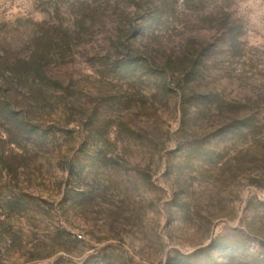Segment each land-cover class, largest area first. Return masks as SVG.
<instances>
[{"label":"rangeland","instance_id":"374dc122","mask_svg":"<svg viewBox=\"0 0 264 264\" xmlns=\"http://www.w3.org/2000/svg\"><path fill=\"white\" fill-rule=\"evenodd\" d=\"M158 1L0 0V264H264V0Z\"/></svg>","mask_w":264,"mask_h":264},{"label":"trees","instance_id":"16d2710c","mask_svg":"<svg viewBox=\"0 0 264 264\" xmlns=\"http://www.w3.org/2000/svg\"><path fill=\"white\" fill-rule=\"evenodd\" d=\"M132 6L134 9H136L138 12H140V16H142L143 20H148V18H153L155 17V14L158 11H165L168 6L165 5V3L159 2L158 0H146V2H144V0H132ZM185 4V2H184ZM167 7V8H166ZM174 9V8H173ZM180 9V5L176 8L175 7V11ZM218 14V13H217ZM214 11H210L208 13V15L211 17L212 22H211V27L212 29H216V28H223V29H228V31H224V34L226 35H230L231 34V40H236L235 36L231 33V27L228 23V13H225V16L227 18L226 21H223V18H219V16L217 15ZM217 21H221V25H218ZM220 26V27H219ZM57 32H61V27L57 26ZM63 33L65 34V36L67 37L68 34V27L63 29ZM37 41V50L36 52L31 55L29 58H17V60H12L10 58V56L8 55L7 52H5V49H3L2 47H0V92L3 88V85L1 84V80L3 79L4 82L8 83V84H12L14 81V78H16L17 75L22 76L23 74H27V75H31L30 72H25V71H18L19 70V64L24 63V64H28L29 66L33 67V71L37 72V74L42 73V75L44 76L45 73V68L48 64V59L50 58V50L52 49V45L55 44L56 40V36H50L49 34H45L42 35L40 37H38L36 39ZM193 43L189 44V46H187L180 55L176 56L178 60L174 61V59L172 58L171 61H174L175 63L179 62L180 64H185L186 66L181 69V73L183 74V79H182V83L184 84L182 87L184 94L186 93L187 89L189 88V83H191L192 81L195 80H199V74L202 73L203 68L205 67V65L207 64V55L208 52H214V47L212 49L208 48V49H204L203 47L201 49L197 48L198 44L200 43L202 46V41H200L197 37L193 38ZM196 43V44H195ZM210 50V51H209ZM132 65H128V70L132 69L131 66L134 67V70L138 71V68H148L149 69V61L147 58H143V59H136L133 58V61H131ZM167 68V67H166ZM165 68H158L156 69V73L161 77H163V74L165 73ZM162 72V73H161ZM32 73V72H31ZM162 74V75H161ZM41 78V77H40ZM39 78V79H40ZM27 80H29V78H27ZM35 81V80H34ZM34 81H32L34 83ZM32 83V84H33ZM36 86H43L44 81L40 80L37 81ZM2 85V86H1ZM188 86V87H187ZM4 90V89H3ZM9 91V90H7ZM37 93L40 92V94L43 92L41 88H38ZM249 119L248 118H242L240 120V122L243 124L246 123L247 125V121Z\"/></svg>","mask_w":264,"mask_h":264}]
</instances>
